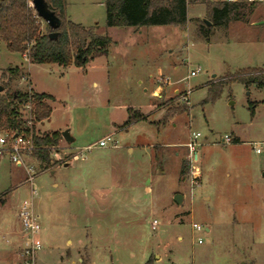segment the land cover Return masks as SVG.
<instances>
[{
    "label": "rangeland",
    "instance_id": "obj_1",
    "mask_svg": "<svg viewBox=\"0 0 264 264\" xmlns=\"http://www.w3.org/2000/svg\"><path fill=\"white\" fill-rule=\"evenodd\" d=\"M205 7L189 4L184 27L111 28L104 0H66L68 20L110 39L107 57L85 68L32 64L0 43V77L14 67L26 77L10 89L52 97L36 132L73 139L48 169L31 157L4 162L0 264H26L18 211L30 200L42 245L34 264H264V89L224 83L206 101L217 81L264 70V2L222 27ZM128 107L143 120L125 127ZM106 136L107 147L93 146Z\"/></svg>",
    "mask_w": 264,
    "mask_h": 264
},
{
    "label": "trees",
    "instance_id": "obj_2",
    "mask_svg": "<svg viewBox=\"0 0 264 264\" xmlns=\"http://www.w3.org/2000/svg\"><path fill=\"white\" fill-rule=\"evenodd\" d=\"M33 0H0V43L5 45L8 52L26 56L32 64H56L62 68L74 66L85 68L86 65L98 57H107L110 39L97 35L94 27L85 29L66 18V0H45L47 7L60 20L61 26L52 30L49 26L42 29L41 19L35 14L31 2ZM203 0H191L196 4ZM187 4L185 0H104L106 26L111 28H142L154 26L184 27L187 24ZM205 13L214 27L226 26L230 21L241 20L243 10L253 11L256 4H212L205 2ZM203 36L207 37V30L200 27ZM57 33L56 40H50L49 34ZM24 77L18 67L9 68L2 74L0 80V133L29 132L21 119L20 109L26 103L32 105V136L35 150L30 157L34 158L43 168L52 167V152L62 141L59 132L38 134L35 125L48 120L51 108L47 101L52 97L46 94H36L32 90L13 91L10 82L15 78ZM226 78V79H225ZM210 86L206 101L211 103L220 98L224 83H243L246 86L254 84L264 89V70L247 68L234 76H227ZM252 105L251 112H253ZM127 119L124 126L142 121L143 117L126 109ZM166 116L162 119L166 120ZM161 162V157L155 155ZM189 167L183 164L180 174L187 175ZM0 196V201H2ZM81 264H84L82 262Z\"/></svg>",
    "mask_w": 264,
    "mask_h": 264
},
{
    "label": "built area",
    "instance_id": "obj_3",
    "mask_svg": "<svg viewBox=\"0 0 264 264\" xmlns=\"http://www.w3.org/2000/svg\"><path fill=\"white\" fill-rule=\"evenodd\" d=\"M212 4H260L264 0H204ZM186 4L189 5L191 0H185ZM27 60L26 56H23ZM199 73L198 70L191 71L187 76V80L191 77H195ZM26 77H22V80H25ZM31 89H28L30 92ZM190 94V90L186 91V94L181 97V101H187V95ZM21 119L24 121L25 126L29 129V132L22 133H0V159H8L9 162L17 166H24L25 160L30 157L31 153L35 150L33 145V136L31 133L32 130V105L28 102L22 106L20 109ZM112 136H106L99 140L93 146L99 148H105L108 146V143L112 141ZM199 137V134H192L190 141L186 145L190 150L191 163H196L197 155L195 152V146L197 145L195 140ZM228 140V139H227ZM229 141V140H228ZM88 147L87 149H90ZM254 152L260 154L261 150L258 147H255ZM28 183L32 182V177H29L26 180ZM35 191L32 189L31 194L34 196ZM18 220L22 233L24 234V247L22 251V256L26 258V264H34L36 254L41 250V242L39 240V226L38 219L33 210L32 200L29 202H24L18 211ZM158 222L154 220L151 224V230H156ZM192 229L195 231H201V228L196 224H192ZM201 243V240H198V244Z\"/></svg>",
    "mask_w": 264,
    "mask_h": 264
},
{
    "label": "water",
    "instance_id": "obj_4",
    "mask_svg": "<svg viewBox=\"0 0 264 264\" xmlns=\"http://www.w3.org/2000/svg\"><path fill=\"white\" fill-rule=\"evenodd\" d=\"M31 6L39 19H41L47 26H49L52 30H56L61 26L60 20L56 17V15L50 11L47 7L45 0H33L31 2ZM203 23L209 27L211 24L207 21H203ZM57 33L53 32L49 34L50 40H56ZM1 91V88H0ZM62 139L67 143L71 144L73 139L70 137L68 131H64L61 133ZM183 196L182 195H175L174 202L177 205H181L183 203Z\"/></svg>",
    "mask_w": 264,
    "mask_h": 264
},
{
    "label": "crops",
    "instance_id": "obj_5",
    "mask_svg": "<svg viewBox=\"0 0 264 264\" xmlns=\"http://www.w3.org/2000/svg\"><path fill=\"white\" fill-rule=\"evenodd\" d=\"M19 56H20V55H19ZM21 57H22V56H21ZM22 58H23V57H22ZM23 59H24V58H23ZM24 60H25V59H24ZM25 61H27V60H25ZM159 71H160V70L157 69L156 72L159 73ZM156 72H155V73H156ZM212 77H214V76H212ZM6 161H8V159H6V158H4V159H0V176H2V175L4 174V171H3V169H4V165H5L4 162H6ZM8 176L11 177V175H8ZM183 200H184V199H183ZM205 231H206V232H209V229L206 228Z\"/></svg>",
    "mask_w": 264,
    "mask_h": 264
}]
</instances>
